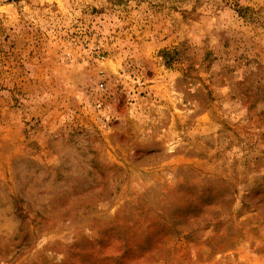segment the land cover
<instances>
[{
    "label": "rangeland",
    "instance_id": "374dc122",
    "mask_svg": "<svg viewBox=\"0 0 264 264\" xmlns=\"http://www.w3.org/2000/svg\"><path fill=\"white\" fill-rule=\"evenodd\" d=\"M0 264H264V0H0Z\"/></svg>",
    "mask_w": 264,
    "mask_h": 264
}]
</instances>
